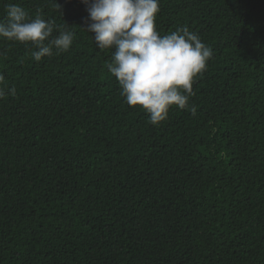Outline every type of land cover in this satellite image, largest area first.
<instances>
[{
    "label": "trees",
    "instance_id": "16d2710c",
    "mask_svg": "<svg viewBox=\"0 0 264 264\" xmlns=\"http://www.w3.org/2000/svg\"><path fill=\"white\" fill-rule=\"evenodd\" d=\"M0 264H264V0H0Z\"/></svg>",
    "mask_w": 264,
    "mask_h": 264
}]
</instances>
